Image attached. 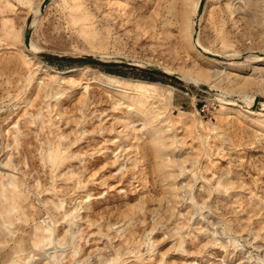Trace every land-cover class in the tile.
<instances>
[{"label":"rangeland","instance_id":"rangeland-1","mask_svg":"<svg viewBox=\"0 0 264 264\" xmlns=\"http://www.w3.org/2000/svg\"><path fill=\"white\" fill-rule=\"evenodd\" d=\"M42 1L0 0V264H264V0H205L222 63L198 0Z\"/></svg>","mask_w":264,"mask_h":264},{"label":"bare ground","instance_id":"bare-ground-1","mask_svg":"<svg viewBox=\"0 0 264 264\" xmlns=\"http://www.w3.org/2000/svg\"><path fill=\"white\" fill-rule=\"evenodd\" d=\"M199 1L200 0H198V3H197V6H196V9H195V12H194V15H193V19H192V33H194V27H196V26H198V29H199V24H200V21H201V16L198 18V20H197V23H196V11H197V7H198V4H199ZM39 12V11H38ZM32 21H33V17H31V21H30V27H32ZM191 33V34H192ZM198 33H199V30H198ZM198 33H197V37H196V39L195 40H193L192 39V47L194 48V51L196 52V53H198L199 55H201V56H204V55H202L201 53H199L197 50H196V48L194 47V41H195V43H196V45H198L202 50H203V52L204 53H210V52H208L205 48H203V47H201L200 45H199V42H198ZM193 36V35H192ZM24 44V43H23ZM30 45V44H29ZM33 50H34V48L32 47V46H28V47H26L25 45H24V53H25V57L28 59V60H33V59H35V57H36V54L37 53H35V57L34 56H32V52H33ZM40 53V52H39ZM210 54H214V53H210ZM214 55H218V54H214ZM254 57V56H253ZM204 58H206L207 60H210V61H213V62H216V63H222V62H219V61H217V60H215V59H213V58H210V57H205L204 56ZM160 69V68H159ZM163 73H165V74H168V75H172V76H175V77H177L179 80H185V81H187V82H189V83H192V84H194L195 86H199V85H203L199 80H197L196 78L194 79V78H191V77H189L188 75H185V74H180V73H178V72H174V71H170V70H167V69H164V70H162V69H160ZM49 71V74H47V77L48 78H52L51 77V74L52 73H55V71L53 70V69H49L48 70ZM47 70L46 71H44V73H47L48 72ZM75 72V70H68V71H66L64 74H72V73H74ZM215 72V71H214ZM43 73V72H42ZM175 74V75H174ZM219 73H213L212 74V78H214V83L218 80V77H219V75H218ZM29 77H33V73H30V76ZM74 82H72V84H73ZM93 83L94 84H96L97 86H99L100 88H103V89H106V90H110V91H120L121 90V87L120 86H117V85H112V84H109V83H105V82H102V81H100V80H95V81H93ZM131 85L132 86H134L135 88H136V90L138 91V92H140V93H142V92H145V93H148V89H151V87H154L155 88V85H153V84H149V83H146V82H142V81H138V82H133V83H131ZM208 88L211 90V91H213L212 92V94H214V95H216L217 97H219L220 99H227L228 97L230 98V95L227 93V92H225L224 90H222V89H220V88H217V87H215V86H213V85H208ZM83 90H85L86 89V86L84 87V88H82ZM208 93V92H207ZM233 96V95H232ZM238 96H240L239 94H238ZM238 96H235L234 95V97H235V99L234 100H238ZM242 96V95H241ZM243 97H245V96H243ZM232 98V97H231ZM242 100H244V102H245V104H247V106L248 107H253V104L255 103V101H257V103H256V106L257 107H259L260 108V106H261V111L262 112H264V102L263 101H261V100H259L257 97H255V96H250V97H247V98H242ZM241 100V101H242ZM229 101V100H228ZM223 102V101H222ZM233 103V102H232ZM232 103H230V102H226V105H229V106H233V104ZM236 105V104H235ZM228 108H225V107H221V110H220V113H222V112H227L228 110H227ZM230 109V108H229ZM231 111L233 110V112L235 111V109H234V107H232L231 109H230ZM260 111V110H259ZM258 110H257V108L254 110V109H251V111H248V112H246V114L247 115H249V116H253V115H260V113H262V112H259ZM257 113V114H256ZM264 114V113H263ZM261 115L262 117H263V119H264V115ZM126 118L125 117H123V119H121V122H123L124 120H125ZM128 121V120H127ZM124 124V123H123ZM125 124H126V121H125ZM124 124V125H125ZM129 125V124H128ZM124 128H126V130H128V128H129V126H124ZM132 128V127H131ZM125 130V131H126ZM125 133V132H124ZM13 138H14V136H13ZM138 142V139H136V143ZM138 144H139V142H138ZM134 147H136V145H133L132 146V148H134ZM6 148V147H5ZM7 148H9V146H7ZM9 151V150H8ZM10 151H11V149H10ZM9 161V159L7 158V162ZM5 168V166H4V163L3 164H1L0 165V170H5L4 169ZM0 175H3V176H5V175H7L6 173H4V172H2V171H0ZM2 179V178H1Z\"/></svg>","mask_w":264,"mask_h":264},{"label":"water","instance_id":"water-1","mask_svg":"<svg viewBox=\"0 0 264 264\" xmlns=\"http://www.w3.org/2000/svg\"><path fill=\"white\" fill-rule=\"evenodd\" d=\"M50 3V0H43L41 2V5L39 7V14H42L44 12V9L46 8V6ZM204 4H205V0H200L198 7H197V11H196V23L198 18L202 15L203 13V9H204ZM30 21L31 18L28 19L27 21V25L26 28L24 30V34H23V43L26 47L29 46V42H30V34H31V27H30ZM198 26L194 27V33L192 36V39L195 40L197 37V33H198ZM194 47L196 48V50L201 53L202 55H204L205 57H210L213 58L217 61H223L224 57L220 56V55H214V54H210V53H204L203 50L196 45L195 41H194ZM36 57H41V58H45V59H61V60H66V59H74L71 56H67V55H56V54H52V53H47V52H40L36 54ZM78 58H84V59H97V57H93L91 55H87V56H82V57H78ZM148 70L152 71V72H156V73H163L159 68L156 67H152V66H148L146 67ZM165 74V73H164ZM198 87H200L201 89L207 91V92H213L211 91L207 86L205 85H199ZM256 103L257 101H255V103L253 104L252 109H256Z\"/></svg>","mask_w":264,"mask_h":264},{"label":"trees","instance_id":"trees-1","mask_svg":"<svg viewBox=\"0 0 264 264\" xmlns=\"http://www.w3.org/2000/svg\"><path fill=\"white\" fill-rule=\"evenodd\" d=\"M79 61H85V62H90L88 59L87 60H79Z\"/></svg>","mask_w":264,"mask_h":264},{"label":"built area","instance_id":"built-area-1","mask_svg":"<svg viewBox=\"0 0 264 264\" xmlns=\"http://www.w3.org/2000/svg\"><path fill=\"white\" fill-rule=\"evenodd\" d=\"M201 112H203V110H201Z\"/></svg>","mask_w":264,"mask_h":264}]
</instances>
